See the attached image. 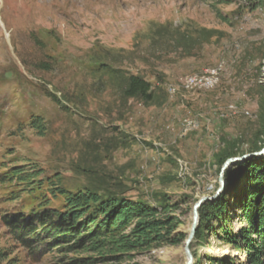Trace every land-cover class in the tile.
<instances>
[{
	"label": "rangeland",
	"instance_id": "1",
	"mask_svg": "<svg viewBox=\"0 0 264 264\" xmlns=\"http://www.w3.org/2000/svg\"><path fill=\"white\" fill-rule=\"evenodd\" d=\"M0 17V264H184L194 205L230 182L233 164L211 199L219 153L264 147V0H0ZM218 63L219 81L201 86ZM132 75L150 84V100L124 94ZM185 118L198 126L183 134ZM78 191L166 203L171 232L93 253L26 247L5 225L44 207L53 218L60 192ZM244 225L234 207L199 224L193 264H245L218 237Z\"/></svg>",
	"mask_w": 264,
	"mask_h": 264
},
{
	"label": "trees",
	"instance_id": "2",
	"mask_svg": "<svg viewBox=\"0 0 264 264\" xmlns=\"http://www.w3.org/2000/svg\"><path fill=\"white\" fill-rule=\"evenodd\" d=\"M150 89L147 81L132 75L128 78L124 94L150 100ZM31 124L35 129L42 130L40 119H34ZM233 147L228 144L219 153V164L222 165L234 154ZM260 149V145H254L249 147L248 152ZM232 166V173L226 176L230 182L225 186V190L217 199L205 203V207L198 210V226L203 224L205 229L214 214L228 213L232 207L238 209L245 225L239 231L226 232L218 237L244 251L245 264H264V156L246 158L233 163ZM13 174L21 176V173ZM242 181L246 187L237 191ZM60 193L64 195V201L61 209L54 210L55 218L50 217L48 209L44 207L42 211L27 212L15 219L5 220L12 237L26 247L44 242L46 246L72 252L110 251L124 254L141 246H148L153 240L162 239V232L171 224L169 220L162 219V214L169 209V205L163 202L149 206L147 203L135 204L111 195L105 197L87 191L67 195ZM215 204L218 205L216 210L213 209ZM170 232L171 228L166 231L168 234ZM199 233L200 229L197 227L195 235L198 236ZM207 260L209 264H239L230 257H208ZM94 262L97 261L84 258L73 260L70 264Z\"/></svg>",
	"mask_w": 264,
	"mask_h": 264
},
{
	"label": "water",
	"instance_id": "3",
	"mask_svg": "<svg viewBox=\"0 0 264 264\" xmlns=\"http://www.w3.org/2000/svg\"><path fill=\"white\" fill-rule=\"evenodd\" d=\"M260 155H264V147L261 148L258 151L255 152H249V153H245L239 156H232V157H228L221 166L220 169V188L218 189V191L216 192V195L214 197H212L211 199H215L222 191L223 189V173L224 171L233 163L237 162V161H242L246 158H250V157H254V156H260ZM207 199L205 198H201L193 207L192 210V224L190 227V231H189V235L185 241V247H184V253L187 255V262L185 264H193V255L191 253L190 250V246L191 243L193 241L194 235H195V231L196 228L198 226V222H199V213H198V208L206 201Z\"/></svg>",
	"mask_w": 264,
	"mask_h": 264
},
{
	"label": "bare ground",
	"instance_id": "4",
	"mask_svg": "<svg viewBox=\"0 0 264 264\" xmlns=\"http://www.w3.org/2000/svg\"><path fill=\"white\" fill-rule=\"evenodd\" d=\"M0 22H1V17H0ZM2 23V22H1ZM223 64L222 63H218V65L217 66H215V67H213L212 69H209V70H207L206 71V76L205 77H202V78H200V79H198L197 81H199L200 82V85L201 86H205V87H209V86H212L213 84H215V82L218 80V74H219V71L220 70H222V66ZM262 71H263V75H264V61L262 62ZM204 72V71H203ZM220 73H222V72H220ZM202 75V74H201ZM220 76H221V74H219ZM189 76V75H188ZM185 80V82L186 83H188V84H190V83H192V82H194L195 81V78H193V77H187L186 79H184ZM219 81V80H218ZM217 81V82H218ZM187 84V85H188ZM196 86V85H195ZM197 87V86H196ZM195 87V88H196ZM214 87V86H213ZM189 88V87H188ZM212 88V87H211ZM192 89V88H191ZM204 89V88H203ZM205 90V89H204ZM228 112L229 111H232L233 109H234V107L232 106V105H230V106H228ZM184 121L185 120H183V122H182V129L184 128ZM189 121L190 122H193V128L192 129H190L189 131H191V130H194V129H196L197 128V121L195 120V119H191V118H189ZM232 165V164H231ZM230 165V166H231ZM229 166V167H230ZM190 250H191V246H190ZM185 254V253H184ZM187 262V255L185 254V263ZM184 263V264H185Z\"/></svg>",
	"mask_w": 264,
	"mask_h": 264
},
{
	"label": "built area",
	"instance_id": "5",
	"mask_svg": "<svg viewBox=\"0 0 264 264\" xmlns=\"http://www.w3.org/2000/svg\"><path fill=\"white\" fill-rule=\"evenodd\" d=\"M225 66H226V63L224 64L222 69L225 68ZM192 128H193V122H190L189 118H185L184 128L182 129L183 134L189 132V130L192 129Z\"/></svg>",
	"mask_w": 264,
	"mask_h": 264
}]
</instances>
